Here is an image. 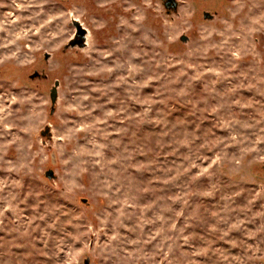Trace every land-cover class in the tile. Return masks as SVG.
<instances>
[{"label": "rangeland", "instance_id": "374dc122", "mask_svg": "<svg viewBox=\"0 0 264 264\" xmlns=\"http://www.w3.org/2000/svg\"><path fill=\"white\" fill-rule=\"evenodd\" d=\"M177 1L0 0V264H264V0Z\"/></svg>", "mask_w": 264, "mask_h": 264}, {"label": "water", "instance_id": "95a60500", "mask_svg": "<svg viewBox=\"0 0 264 264\" xmlns=\"http://www.w3.org/2000/svg\"><path fill=\"white\" fill-rule=\"evenodd\" d=\"M165 6L167 9L169 10H176L178 7V1L177 0H164ZM206 17H210L212 18L213 15H211L210 13L206 12L205 13ZM74 24L77 27V35L76 37L71 41L70 46L71 47H75V46H79V47H85L86 46V36H87V29L83 27L82 23L79 20H75ZM38 75V73L32 75V77H36ZM59 86V81H56L55 86H53V89L51 91V100L53 102V105L57 102V98H58V87ZM54 110V108L52 109ZM49 177H53L54 175V171H48L47 174ZM83 264H90V259L87 258L84 260Z\"/></svg>", "mask_w": 264, "mask_h": 264}]
</instances>
